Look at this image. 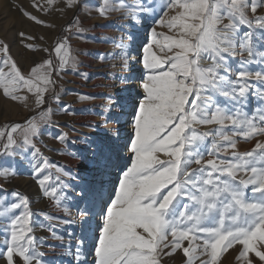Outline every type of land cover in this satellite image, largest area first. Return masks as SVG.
<instances>
[{
  "label": "snow or ice",
  "instance_id": "1",
  "mask_svg": "<svg viewBox=\"0 0 264 264\" xmlns=\"http://www.w3.org/2000/svg\"><path fill=\"white\" fill-rule=\"evenodd\" d=\"M81 2L46 0L45 5L32 0V7L48 15L54 8L77 9ZM258 10L264 12V0H136L135 4L103 0L100 17L108 19L111 13L120 12L121 19L145 26L146 36L138 48L139 91L130 99L132 111L125 113L127 105L111 95L104 97L109 102L102 114L105 125L119 123L121 116L128 115L131 127L127 138L119 130L108 135L98 154L97 175L103 176L109 167L119 169L110 181L112 189L107 199L98 193V209L95 197L90 199L94 189L86 186L80 192L86 204L79 210L83 224L91 227L96 220L92 264H264V142L256 140L249 151L238 149V138L251 141L264 136V107L247 111L250 96L264 104V15H258ZM20 11L38 26L56 28L22 7ZM148 18L166 32L147 26ZM73 27L72 22L60 26L52 49L56 62L51 57L34 60L28 74L10 54L9 43L0 39V90L6 98L28 106L29 95L19 94L26 91L37 108L53 100L61 111L74 114L61 102L58 90L61 74L72 72L89 79L80 72L79 54H70L71 36L65 32L71 33ZM75 29L78 36L86 32L81 24ZM19 36L33 41L23 45L33 54L49 52L35 42L43 41V36H26L23 31ZM127 38L134 36L128 33ZM111 42L122 50L118 58L127 68L125 37L119 43L114 38ZM108 58H117V54H97L101 62ZM252 63L261 65V70L250 71L247 66ZM104 76L129 81L128 76ZM253 79L262 86L255 93ZM96 98L79 96L80 100ZM114 107L121 111L114 113ZM54 115L46 107L38 118L0 129V155L26 159L30 154L32 174L44 195L57 197L59 206L57 190L45 186L47 177L39 179L49 161L36 143L44 129L60 127ZM208 125L215 127L200 131ZM53 139L66 144L68 133L60 131ZM18 174L14 168H0L5 181ZM63 175L75 179L70 172ZM60 186L59 195L66 199L63 190L71 184L61 180ZM0 193L9 194L3 187ZM10 195L15 198L12 202L0 199L5 237L0 260L3 264H55L59 257L46 260V253L39 250L43 238L31 235L35 224L30 225L33 213L28 198L16 190ZM64 211L68 212L67 207ZM52 235L62 242L60 247L72 252L63 237ZM86 239H78L73 264H87ZM229 249L236 254L234 262L225 255H232Z\"/></svg>",
  "mask_w": 264,
  "mask_h": 264
},
{
  "label": "rangeland",
  "instance_id": "2",
  "mask_svg": "<svg viewBox=\"0 0 264 264\" xmlns=\"http://www.w3.org/2000/svg\"><path fill=\"white\" fill-rule=\"evenodd\" d=\"M146 2H150V0H146ZM40 3L46 5V0H40ZM127 3L135 4L136 0H127ZM101 6H103V0H82L81 6L77 9L57 11L54 8L50 14L45 15L37 12L32 7V0H0V39L9 43L10 54L18 62V66L22 68L25 74L30 72L34 60L39 62L51 57L56 62V55L52 50L55 44V37L60 34V26L66 25L73 18L74 27L72 32H65L66 35L71 36L70 54H79V59L83 61L80 72L87 73L89 76V79L85 80L79 75L68 72L67 74H61L59 78L61 87L58 90L61 93V102L69 106V109L74 113L72 115L61 111L53 100H49L47 105L37 108L31 103V94L21 91L20 95L27 94L30 98L28 106H25L22 102H14L6 98L2 90H0V129L10 126L5 125L6 123L19 122L23 124L33 117L38 118L43 108L46 107L52 108L53 112H55L52 119L60 125L58 129H44L43 135L36 141L43 157L49 161V164L39 174V179L47 177L45 186L57 190V196L60 199L59 206L57 205V197L44 195V190L40 186L37 176L32 174V169L29 165V161L32 159L30 154H27L26 159H21L20 156L13 158L0 155V168H14L19 173L18 175L10 176L7 181L0 178V187H3L6 193H9L8 195L0 193V199L6 198L8 202L14 201L15 198L10 195L13 190L28 198L30 202L29 209L33 213L30 225L33 222L35 224L31 235L36 238H43L39 243V250L46 253V260H51L54 256L59 257L55 264H61V262L62 264H73V253L75 252L78 239L82 236L87 237L85 242V251L88 254L87 264H92V246L94 244L92 237L94 234H98L93 232L96 227V220H92L91 227L83 224L85 218L80 215L79 210L83 209L86 204L81 200L80 192L86 186L94 189L90 193V199L95 197L97 209L101 202V195L99 194H102L103 199H107V194L112 189L110 181L115 180L119 169L109 167L103 176L97 175L98 165L96 161L98 154L104 147L108 135H114L119 130L121 136L127 138L131 131L128 130L130 126L127 123L128 115L121 116L119 123L110 121L105 125L102 114L109 106V102L104 97L111 95L121 104L127 105L124 111L125 113H130L132 111L130 99L135 98L136 92L139 91L138 70L140 65L137 63L139 59L138 48L145 40V26L129 19H121L120 12L111 13L108 19L100 17L98 9ZM21 7L43 20L54 23L56 28L49 29L34 24L22 15ZM57 7H62V5ZM171 14L170 11L169 15ZM257 14L264 15V12L258 10ZM76 17H79V20H76ZM77 24H81L86 29L83 36L75 34V25ZM146 25L156 27L157 31L166 32V29L153 25L150 18L146 20ZM21 31L26 36H43V41L37 40L35 42L40 43L43 47H48L49 52L33 54L25 49L23 45L33 41H28L24 37L19 36ZM128 33H131L134 39L129 40L127 38ZM121 36L125 37L126 49L124 51H127L129 56L127 68L121 66L123 62L118 58L122 50L111 42V39L114 38L119 43ZM85 52L90 53V55H83L82 53ZM109 53H116L117 58H108L103 62L97 59V54ZM236 59L239 60L240 58L237 57ZM247 67L250 71L255 72L261 70L262 66L252 63ZM105 73L114 74L115 77L128 76L129 81L122 83L119 78H105ZM250 83L254 93L262 87L254 79ZM65 91L67 94H65ZM80 95H89L97 98L80 100ZM258 106L264 107V104H261L257 96H250L247 111L251 113ZM120 111V107L113 108L114 113H119ZM89 124L95 127H88L87 125ZM115 126L117 128L114 129ZM213 127L215 125L203 126L200 131H208ZM109 130H111V133H109ZM60 131L68 133V143L61 144L53 139V136ZM17 138H19L18 135ZM210 140L211 138H209ZM238 140V149L240 152H244L252 150L256 140L264 142V136L256 137L251 141H246L243 138H238ZM123 155L126 158L128 154L125 151ZM58 168L60 171L57 170ZM64 172H70L75 179H70L63 175ZM61 180L71 184V188L63 190L67 197L66 199L64 196L59 195ZM65 207H67L68 212L64 211ZM19 212L20 210H17L16 214L18 215ZM64 221H71V223L66 224ZM3 226L4 222L0 221V251L4 250L2 247V242L5 239L2 231ZM50 226L51 231L49 230ZM53 232L64 238V245L69 243L72 245V252H69L66 247L59 246L62 242L52 235ZM69 233L72 234L71 237H69ZM186 245L187 241H185ZM50 246L56 247L53 249ZM229 253H232V255L225 254L228 257V261L234 262L236 254L231 249H229ZM178 259L179 257H177ZM0 264H3L2 260H0ZM225 264H227V261Z\"/></svg>",
  "mask_w": 264,
  "mask_h": 264
},
{
  "label": "trees",
  "instance_id": "3",
  "mask_svg": "<svg viewBox=\"0 0 264 264\" xmlns=\"http://www.w3.org/2000/svg\"><path fill=\"white\" fill-rule=\"evenodd\" d=\"M73 21V18L71 20H69L66 25L69 23V22H72ZM15 123H19V122H11V123H6L5 125H12V124H15Z\"/></svg>",
  "mask_w": 264,
  "mask_h": 264
},
{
  "label": "bare ground",
  "instance_id": "4",
  "mask_svg": "<svg viewBox=\"0 0 264 264\" xmlns=\"http://www.w3.org/2000/svg\"><path fill=\"white\" fill-rule=\"evenodd\" d=\"M125 126V125H124ZM117 128V126L114 127V129ZM128 130H131V127L129 126V129ZM64 159V158H63Z\"/></svg>",
  "mask_w": 264,
  "mask_h": 264
}]
</instances>
